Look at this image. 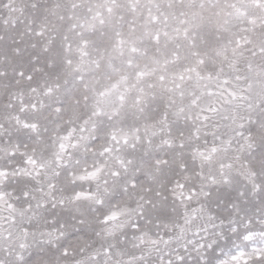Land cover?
<instances>
[{"label":"rangeland","instance_id":"rangeland-1","mask_svg":"<svg viewBox=\"0 0 264 264\" xmlns=\"http://www.w3.org/2000/svg\"><path fill=\"white\" fill-rule=\"evenodd\" d=\"M0 264H264V0H0Z\"/></svg>","mask_w":264,"mask_h":264}]
</instances>
